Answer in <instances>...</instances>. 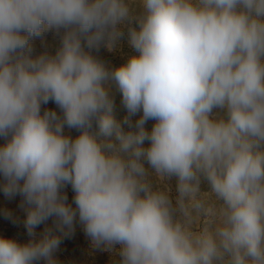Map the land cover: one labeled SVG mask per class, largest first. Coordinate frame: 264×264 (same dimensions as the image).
Masks as SVG:
<instances>
[{"label":"clouds","instance_id":"9594fccd","mask_svg":"<svg viewBox=\"0 0 264 264\" xmlns=\"http://www.w3.org/2000/svg\"><path fill=\"white\" fill-rule=\"evenodd\" d=\"M125 35L127 64L92 54ZM0 140L29 237L0 264H59L77 224L110 264H264V0H0Z\"/></svg>","mask_w":264,"mask_h":264},{"label":"rangeland","instance_id":"374dc122","mask_svg":"<svg viewBox=\"0 0 264 264\" xmlns=\"http://www.w3.org/2000/svg\"><path fill=\"white\" fill-rule=\"evenodd\" d=\"M142 11L143 9L139 5L133 6L134 16L141 15ZM132 26L138 27L135 20H133ZM125 32H127V29H125ZM59 45V36L50 32L42 39H36L33 42L32 54L35 56L43 52H48L54 55ZM92 54L103 61L109 68H118L127 64L129 58L135 53L128 44L127 35H125L117 49L109 51L107 47L101 45L98 51L92 50ZM109 95L112 101L111 114L114 119L122 125L123 129L127 131L128 125L124 123L127 111L123 105L122 93L115 82H112L111 84ZM43 108L54 110L59 115H62L61 110L51 101L47 105H44ZM153 123V121H149L146 124V127L150 130ZM65 132L72 137L79 134L75 129H68L67 127L65 128ZM109 139H114V137ZM2 143L3 140H0V144ZM202 188L207 190V185H202ZM66 191L69 202H71L74 193L70 185L67 187ZM5 213H11V218H7ZM25 219L26 211L23 207H21V197L16 196L14 198H8L5 197L2 191H0V236L13 238L20 242H26L29 237L24 224ZM199 226L200 222L198 221L195 227ZM49 227H53L51 219L35 228L37 236L39 237L45 229ZM55 256L59 264H110V256L108 253L98 250H90V240L78 224L74 234L69 237L62 238V242L59 249L55 253Z\"/></svg>","mask_w":264,"mask_h":264}]
</instances>
